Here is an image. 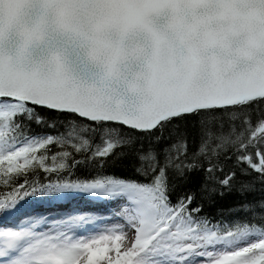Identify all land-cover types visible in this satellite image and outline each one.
Here are the masks:
<instances>
[{
    "label": "snow or ice",
    "instance_id": "1",
    "mask_svg": "<svg viewBox=\"0 0 264 264\" xmlns=\"http://www.w3.org/2000/svg\"><path fill=\"white\" fill-rule=\"evenodd\" d=\"M0 264H264V0H0Z\"/></svg>",
    "mask_w": 264,
    "mask_h": 264
},
{
    "label": "bare ground",
    "instance_id": "2",
    "mask_svg": "<svg viewBox=\"0 0 264 264\" xmlns=\"http://www.w3.org/2000/svg\"><path fill=\"white\" fill-rule=\"evenodd\" d=\"M99 207H103L102 205H100Z\"/></svg>",
    "mask_w": 264,
    "mask_h": 264
}]
</instances>
